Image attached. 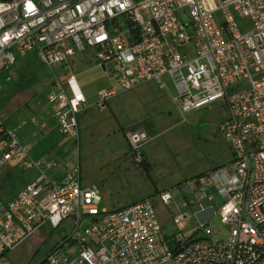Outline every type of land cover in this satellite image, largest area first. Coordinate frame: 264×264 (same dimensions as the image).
Masks as SVG:
<instances>
[{
    "label": "built area",
    "instance_id": "2783aa9c",
    "mask_svg": "<svg viewBox=\"0 0 264 264\" xmlns=\"http://www.w3.org/2000/svg\"><path fill=\"white\" fill-rule=\"evenodd\" d=\"M236 18H249L252 30L241 33ZM87 50L114 85L92 105L69 66ZM30 53L66 71L54 77L47 98L70 142L78 141L79 117L89 108L103 111L117 93L148 82L163 90L165 76L182 113L221 102L219 130L232 167L187 182L192 198L171 218L181 224L203 212L194 234H208L207 221L217 215L227 232L215 241L167 235L150 197L100 209L99 189L81 185L79 167L48 178L40 167L54 172L57 161L30 160L29 147L0 119V168L40 171L13 198H0V264H12L5 255L41 226L62 223L69 230L39 264H264V0H0V73ZM126 138L140 164L147 134L129 130ZM157 198L166 206L172 200L169 192Z\"/></svg>",
    "mask_w": 264,
    "mask_h": 264
},
{
    "label": "rangeland",
    "instance_id": "374dc122",
    "mask_svg": "<svg viewBox=\"0 0 264 264\" xmlns=\"http://www.w3.org/2000/svg\"><path fill=\"white\" fill-rule=\"evenodd\" d=\"M236 24L241 33L252 30L249 18H236ZM91 52L76 53V65L79 67L89 61ZM62 75L61 68L48 69L35 53L17 59L13 66L0 73V119L16 132L23 146L30 147L28 158L57 161L54 172L44 165L40 167L54 180L62 179L67 170L79 167L81 185L99 189L103 201L100 209L112 210L150 197L165 234L181 232L191 237L205 213L191 214L181 224H174L171 218L180 210L184 197L192 198L187 182L200 174L232 167V151L219 130V123L225 118L222 103L213 102L182 113L173 102L174 82L165 76L163 90L148 82L117 93L108 100L109 107L103 111L90 108L86 115L80 116L78 141L63 148L58 144L64 138L56 128L52 105L47 98L54 77L62 78ZM137 129H142L148 137L142 146L148 175L133 162L126 138L127 131ZM39 175L36 168L3 166L0 168V198L10 200ZM162 192H169L172 197L167 206L157 198ZM207 224L209 233L201 228L193 238L208 237L214 241L225 238L227 229L220 223L219 216H211ZM67 227V223H62L52 229L45 224L4 258L12 264H39L67 233Z\"/></svg>",
    "mask_w": 264,
    "mask_h": 264
},
{
    "label": "crops",
    "instance_id": "0c3cea01",
    "mask_svg": "<svg viewBox=\"0 0 264 264\" xmlns=\"http://www.w3.org/2000/svg\"><path fill=\"white\" fill-rule=\"evenodd\" d=\"M76 64H77V62H76V59L74 57L72 59V61L69 63L70 70L76 79V82H77V85L79 87L80 92L83 94V96L85 97L87 102L90 105H92L95 102L97 93L100 90L110 89L114 85L111 82V80L109 79L108 74L104 71V69L102 67H100L99 65H97L94 62L92 57H90L89 61H87L85 63H81L79 65V67ZM71 66H73V67L71 68ZM74 68H75V70H74ZM62 71L64 72L65 70L63 69ZM108 107H109V104H108ZM88 111H90V108L87 111H85L84 113H82L81 115H86ZM79 123H80V117H79ZM133 125L134 124H132V126ZM44 127H45V125H42V128H44ZM123 129H127V128H123ZM67 142H68V140L63 139V141L58 145H60V147L64 148V147H67V145L70 143V141L68 143ZM101 200H102V198H101Z\"/></svg>",
    "mask_w": 264,
    "mask_h": 264
},
{
    "label": "trees",
    "instance_id": "16d2710c",
    "mask_svg": "<svg viewBox=\"0 0 264 264\" xmlns=\"http://www.w3.org/2000/svg\"><path fill=\"white\" fill-rule=\"evenodd\" d=\"M136 164V163H135ZM138 165H140L141 166V168H142V170H143V172L146 174V175H148V165H144V159H142V162L140 163V164H138Z\"/></svg>",
    "mask_w": 264,
    "mask_h": 264
}]
</instances>
